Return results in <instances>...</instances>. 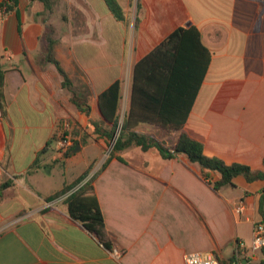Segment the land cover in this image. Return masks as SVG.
I'll use <instances>...</instances> for the list:
<instances>
[{
    "label": "crops",
    "instance_id": "crops-1",
    "mask_svg": "<svg viewBox=\"0 0 264 264\" xmlns=\"http://www.w3.org/2000/svg\"><path fill=\"white\" fill-rule=\"evenodd\" d=\"M115 1L122 19L105 0L62 1L55 52L74 91L46 60L45 27L36 20L44 5L19 0L13 12L0 9V65L6 71L0 264H186L192 252L214 254L223 264H262L264 249L253 253L251 246L255 224L263 223L264 181L238 176L233 186L216 191L197 163L185 155L166 159L155 147H133L104 160L111 139L96 126L111 128L100 95L122 84L124 120L137 63L176 30L194 25L211 61L185 131L204 144L208 157L264 170V0ZM74 94L89 112L78 109ZM66 119L75 141L61 155L55 140ZM135 131L168 146L179 137L150 124ZM96 173L93 188L112 249L71 217L62 196L54 199ZM218 178L211 173L212 181ZM240 201L246 211L238 216Z\"/></svg>",
    "mask_w": 264,
    "mask_h": 264
},
{
    "label": "trees",
    "instance_id": "trees-1",
    "mask_svg": "<svg viewBox=\"0 0 264 264\" xmlns=\"http://www.w3.org/2000/svg\"><path fill=\"white\" fill-rule=\"evenodd\" d=\"M29 1L40 2L44 5V11L36 15V20L39 21V18H42L45 27L46 60L57 68L63 78V86L74 91L73 78L56 58L55 50L58 44L55 36L56 28L49 21L55 14L58 0ZM105 1L114 16L122 19V10L117 2L115 0ZM18 4L19 0H5L0 3V9L5 13L13 12ZM210 61L211 53L202 42L200 30L194 25L179 28L135 66L130 108L122 123L119 116L122 84L116 82L102 93L99 97L100 110L111 128L104 131L96 126V130L112 140L120 129L116 144L108 159L133 147H141L143 151L155 147L166 159H175L185 155L190 162L197 163L201 167L202 177L208 180L216 191L233 186L234 179L238 176H244L249 182L264 181V170L253 171L246 165H228L219 158L208 157L204 153V144L193 139L185 131L189 115L208 72ZM5 81L6 71L0 65V110L3 113L6 103ZM73 103L81 111L89 112L84 108L86 102L81 101L75 94ZM141 124H150L169 133H178L177 142L168 146L149 135L136 132L135 130ZM118 159L125 162L121 157ZM211 173H217L219 178L212 181ZM96 175L97 173L71 194L65 202L71 217L81 222L99 238L101 243L112 249V240L93 188ZM8 185L7 183L3 187ZM71 189L67 187L56 194L54 199L69 193ZM260 214L264 224V189L260 200Z\"/></svg>",
    "mask_w": 264,
    "mask_h": 264
},
{
    "label": "built area",
    "instance_id": "built-area-1",
    "mask_svg": "<svg viewBox=\"0 0 264 264\" xmlns=\"http://www.w3.org/2000/svg\"><path fill=\"white\" fill-rule=\"evenodd\" d=\"M123 122V121H122ZM75 137L73 134L72 124L69 119H66L58 133L55 144L58 154L65 155L73 146ZM83 185V184H82ZM82 185H79L71 192L62 196L59 201H65L71 194L77 191ZM246 211V204L240 201L234 209L236 215L241 216ZM264 249V224L257 223L254 226V239L252 242L251 250L253 253L262 251ZM114 255L120 258L122 252L119 250L114 251ZM186 264H222L218 257L214 254H204L201 252H192L185 255Z\"/></svg>",
    "mask_w": 264,
    "mask_h": 264
},
{
    "label": "rangeland",
    "instance_id": "rangeland-1",
    "mask_svg": "<svg viewBox=\"0 0 264 264\" xmlns=\"http://www.w3.org/2000/svg\"><path fill=\"white\" fill-rule=\"evenodd\" d=\"M63 0H59L58 1V5L56 7V13L55 15H53L51 18H50V24H52L53 26H55V28H59L60 27V24H62V17L60 19V16H62V13L65 12L64 8H65V5H63L62 3ZM123 120V118H122ZM122 120H120V122L122 123ZM114 139V138H113ZM113 139L110 141V145L107 147V151L105 154H103V158L104 160H106L112 153V150H113ZM102 153H99L98 154V158L101 156ZM81 157H79V160H80ZM62 172L63 169H60ZM96 172V169L94 170L93 174Z\"/></svg>",
    "mask_w": 264,
    "mask_h": 264
},
{
    "label": "water",
    "instance_id": "water-1",
    "mask_svg": "<svg viewBox=\"0 0 264 264\" xmlns=\"http://www.w3.org/2000/svg\"><path fill=\"white\" fill-rule=\"evenodd\" d=\"M119 133H120V129L117 131V133H116V135H115V137H114V139H113V147H114L115 144H116V141H117V138H118Z\"/></svg>",
    "mask_w": 264,
    "mask_h": 264
}]
</instances>
